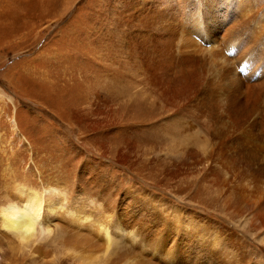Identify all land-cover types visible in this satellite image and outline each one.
I'll return each instance as SVG.
<instances>
[{"label":"bare ground","instance_id":"bare-ground-1","mask_svg":"<svg viewBox=\"0 0 264 264\" xmlns=\"http://www.w3.org/2000/svg\"><path fill=\"white\" fill-rule=\"evenodd\" d=\"M104 3L114 14L110 37L123 67L95 68L88 45L61 60L58 46L53 56L64 65L41 74L52 86L49 95L68 106L66 149L96 150L75 136L82 114L86 130L102 137V149H119L123 161L138 143L133 131L140 132L151 158L168 165L164 174L176 177L194 165L226 215L187 212L146 186L122 189L92 157L81 159L80 173L107 192L117 185L112 203L97 200L87 208L76 199L72 207L62 188L46 185L39 194L19 183L0 209L1 236L39 242L55 233L51 219L59 217L73 230L58 258L72 264H248L246 230L254 227L264 240V0ZM184 107L203 119L204 136L191 123L175 133Z\"/></svg>","mask_w":264,"mask_h":264},{"label":"rangeland","instance_id":"rangeland-1","mask_svg":"<svg viewBox=\"0 0 264 264\" xmlns=\"http://www.w3.org/2000/svg\"><path fill=\"white\" fill-rule=\"evenodd\" d=\"M71 1L0 0V209L14 198L9 191L19 183L39 194L46 185L62 188L72 207L76 199L85 207L88 205L87 208L97 200L112 203L117 185L107 192L102 186L90 185L80 173L81 159L96 157L97 162H102L103 175L123 186L122 189L131 186L137 191L146 186L175 205L184 204L187 212L196 210L225 216L219 196L212 192L206 178L194 165L187 166L176 177L164 174L168 165L163 159L151 158L149 147L139 141L140 132L133 131L132 136H137L138 143L130 146L128 159L123 161L125 159L117 158L119 149H102L99 143L102 137L98 135L96 139L86 130L82 114L75 136H79V142L90 144L96 150L89 151L82 146H78V152L66 149L71 130L68 106L64 102L59 105L52 93L49 95L52 86L47 89V75H41L42 71L50 73L51 68L64 65L53 56L56 48L61 46L58 55L65 60L73 51H83V48L87 51L88 45L89 55L95 57V68L100 64L122 68L124 63L123 53L111 41L109 27L114 14L104 0H75L70 10L60 15ZM48 76L51 80L52 76ZM187 108L181 110V123H176L181 128L176 127L175 133L178 131L176 134L180 135L185 123H191L195 125V132L204 136L203 119ZM154 151L157 153L158 149ZM54 194L51 197L57 192ZM228 217L235 219L233 215ZM64 220L53 217L55 233L35 244L32 241L23 244L11 233L7 237L0 233V264H72L65 256L63 261L58 258L64 250L63 238H68L73 230ZM256 232L249 226L245 233L248 264H264V240L259 242ZM98 239L93 237L92 243H97ZM81 257L78 260H84Z\"/></svg>","mask_w":264,"mask_h":264}]
</instances>
